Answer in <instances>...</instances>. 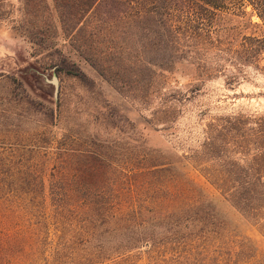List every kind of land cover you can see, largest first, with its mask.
<instances>
[{"label": "trees", "instance_id": "16d2710c", "mask_svg": "<svg viewBox=\"0 0 264 264\" xmlns=\"http://www.w3.org/2000/svg\"><path fill=\"white\" fill-rule=\"evenodd\" d=\"M55 2L64 9L62 32L70 31L72 40L84 30L83 42L63 37L64 52L55 33L36 27L32 43L48 51L59 74L86 86L92 81L74 58L86 60L80 55L86 53L108 80L106 72L132 65L136 84L155 97L163 91L158 80L181 63L212 79L227 76L228 66L260 69L264 62V36L248 33L254 16L264 26V0ZM115 38L122 40L119 59ZM162 98L154 115H163L169 130L175 117ZM30 109L54 123V109ZM203 134L183 158L240 222L229 220L188 172L144 144L117 162L95 142L68 149L42 145L40 137L13 142L0 133V264H261L241 227L264 239V116L216 119Z\"/></svg>", "mask_w": 264, "mask_h": 264}, {"label": "rangeland", "instance_id": "374dc122", "mask_svg": "<svg viewBox=\"0 0 264 264\" xmlns=\"http://www.w3.org/2000/svg\"><path fill=\"white\" fill-rule=\"evenodd\" d=\"M59 10L55 0H0V133L13 142H29L40 137L47 142L42 145L68 149L87 148L95 142L117 162L136 154L141 150L139 145L144 144V148L163 155L167 162L188 172L229 220L240 222L183 156L188 148L199 146L203 129L213 120L234 115L262 119L264 62L260 69L228 66L227 76L212 79L198 77L195 67L181 63L158 80L156 87L159 84L163 91L155 97L152 90H142L136 84L132 65L123 73L105 71L108 80L90 65L87 58L91 55L86 53L80 54L86 60L74 57L92 81L86 86L75 78L59 74L50 66L48 51L36 50V44L32 43L31 28L45 27L56 34L58 47L69 52L63 37L71 40V35L70 31L62 32L60 22L64 21V9ZM252 24L248 33L262 38L261 20L254 16ZM84 36L83 30L71 41L79 46ZM100 40L108 38L103 40L101 36ZM113 44L117 48L115 57L119 59L122 40L115 38ZM127 44L133 46L131 42ZM228 76H237V79L230 83ZM197 85L199 90L192 94V88ZM187 94L190 99L182 101ZM161 98L168 99L175 117L169 130H164L163 115H154L163 108ZM33 104L46 112L54 109V123L44 114L33 112L30 109ZM125 120L129 123L124 124ZM241 228L254 240L259 250L257 260L264 264V239L257 231L246 226Z\"/></svg>", "mask_w": 264, "mask_h": 264}, {"label": "water", "instance_id": "95a60500", "mask_svg": "<svg viewBox=\"0 0 264 264\" xmlns=\"http://www.w3.org/2000/svg\"><path fill=\"white\" fill-rule=\"evenodd\" d=\"M54 84L57 86V81H56V79L54 80Z\"/></svg>", "mask_w": 264, "mask_h": 264}]
</instances>
